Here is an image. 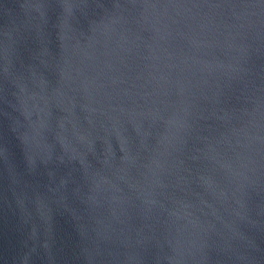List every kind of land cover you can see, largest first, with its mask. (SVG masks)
Instances as JSON below:
<instances>
[{"label":"water","instance_id":"1","mask_svg":"<svg viewBox=\"0 0 264 264\" xmlns=\"http://www.w3.org/2000/svg\"><path fill=\"white\" fill-rule=\"evenodd\" d=\"M0 264H264V0H0Z\"/></svg>","mask_w":264,"mask_h":264}]
</instances>
